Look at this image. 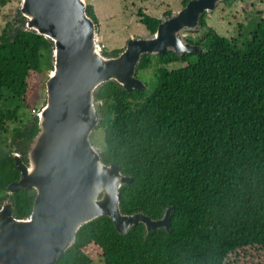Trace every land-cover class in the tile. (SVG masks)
Here are the masks:
<instances>
[{
  "label": "trees",
  "instance_id": "obj_1",
  "mask_svg": "<svg viewBox=\"0 0 264 264\" xmlns=\"http://www.w3.org/2000/svg\"><path fill=\"white\" fill-rule=\"evenodd\" d=\"M86 11L99 27L94 5L87 3ZM207 13L202 27H208ZM18 15L20 24L9 21L0 33V142L23 107L42 108V58L49 70L53 66L50 39L25 29ZM138 16L150 33L161 22L143 10ZM203 39L208 49L201 53L156 54L152 87L128 90L107 81L99 93L101 157L133 178L120 189L123 211L159 218L173 206L170 229L147 233L138 223L122 234L110 217L99 216L80 227L55 264L98 258L105 264H264V18L245 42L212 27ZM122 49L104 46L103 52L115 56ZM152 57L143 55L137 74ZM38 121L36 114L13 130L22 154ZM19 178L14 155L0 146V206L7 186ZM34 198L33 189H18L14 214L28 215Z\"/></svg>",
  "mask_w": 264,
  "mask_h": 264
},
{
  "label": "water",
  "instance_id": "obj_2",
  "mask_svg": "<svg viewBox=\"0 0 264 264\" xmlns=\"http://www.w3.org/2000/svg\"><path fill=\"white\" fill-rule=\"evenodd\" d=\"M221 1L189 0L162 16L154 32L131 37L117 55L107 56L86 0H21L24 28L50 39L53 66L27 159L19 150L14 153L20 178L7 186L0 206V264H55L76 241L80 227L103 215L122 234L138 223L145 224L147 233L170 229L173 206L159 218L123 211L120 189L133 178L117 164H106L92 142L101 120L99 93L107 81L128 90L146 88L137 74L146 53H201V46L183 33L195 29L202 14ZM21 188L33 189L35 198L30 213L18 217L12 195Z\"/></svg>",
  "mask_w": 264,
  "mask_h": 264
},
{
  "label": "rangeland",
  "instance_id": "obj_3",
  "mask_svg": "<svg viewBox=\"0 0 264 264\" xmlns=\"http://www.w3.org/2000/svg\"><path fill=\"white\" fill-rule=\"evenodd\" d=\"M94 5L98 21L101 45L105 44L108 51L124 48L131 37L143 36L149 31L147 26L139 20L138 11L143 10L150 15L162 17L169 10L177 11L183 7V0H86ZM21 0H0V33L3 32L6 24L11 21L19 25L18 12L20 11ZM21 12V11H20ZM171 12V13H172ZM22 13V12H21ZM17 17V18H16ZM264 18V0H222L215 10L207 13L208 27L198 24L195 29H187L183 36L188 40L202 41L201 47L208 49V40L203 36L209 27L216 29L222 35L230 38H237L245 42L249 34L255 30L260 19ZM45 53V51H44ZM152 63L149 67L140 70L138 76L152 87L151 82L156 80V69L158 61L156 54H152ZM44 71L38 73L41 98L38 106L42 107L47 99L46 82L49 77V67L46 64V56L42 58ZM180 66L181 62L175 64ZM169 66V65H168ZM174 66V65H173ZM174 66V67H176ZM38 110L23 107L20 110L17 120L7 122V132L2 136L0 142L4 153H17L20 149L14 144L13 130L22 126L28 119L36 115ZM105 132L103 128H96L92 133V142L99 151L105 147ZM24 156H26L23 153ZM3 198H1L2 200ZM92 264H105L103 258L96 259ZM227 264H230L228 262Z\"/></svg>",
  "mask_w": 264,
  "mask_h": 264
},
{
  "label": "clouds",
  "instance_id": "obj_4",
  "mask_svg": "<svg viewBox=\"0 0 264 264\" xmlns=\"http://www.w3.org/2000/svg\"><path fill=\"white\" fill-rule=\"evenodd\" d=\"M19 23H20V22H19ZM100 42H101V41H100ZM191 42H192V41H191ZM194 43H195V42H194ZM197 44H198V43H197ZM199 45H200V44H199ZM104 46H105V44L102 45V48H103ZM200 46H201V45H200ZM202 50H203V48H202ZM49 71H50V70H49ZM101 103H102V102H101ZM13 155H14V154H13ZM20 155H21V157L23 156V154H22L21 152H20ZM23 159H27V155H26V158L23 157ZM7 191H8V190H7Z\"/></svg>",
  "mask_w": 264,
  "mask_h": 264
},
{
  "label": "flooded vegetation",
  "instance_id": "obj_5",
  "mask_svg": "<svg viewBox=\"0 0 264 264\" xmlns=\"http://www.w3.org/2000/svg\"><path fill=\"white\" fill-rule=\"evenodd\" d=\"M124 49V48H123ZM8 193V192H7ZM7 196V195H6ZM4 199V198H3ZM2 204V203H1Z\"/></svg>",
  "mask_w": 264,
  "mask_h": 264
}]
</instances>
